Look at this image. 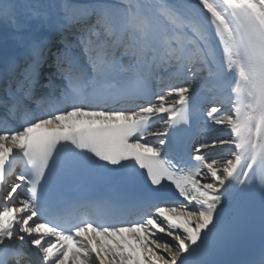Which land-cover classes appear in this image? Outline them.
Instances as JSON below:
<instances>
[{"label":"snow or ice","instance_id":"obj_1","mask_svg":"<svg viewBox=\"0 0 264 264\" xmlns=\"http://www.w3.org/2000/svg\"><path fill=\"white\" fill-rule=\"evenodd\" d=\"M0 264H264V0H0Z\"/></svg>","mask_w":264,"mask_h":264}]
</instances>
